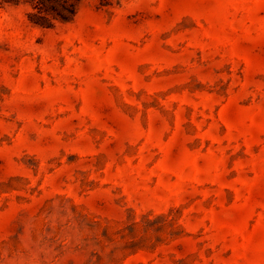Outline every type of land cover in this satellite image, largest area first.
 <instances>
[{
	"label": "rangeland",
	"instance_id": "1",
	"mask_svg": "<svg viewBox=\"0 0 264 264\" xmlns=\"http://www.w3.org/2000/svg\"><path fill=\"white\" fill-rule=\"evenodd\" d=\"M69 1L0 0V264H264V0Z\"/></svg>",
	"mask_w": 264,
	"mask_h": 264
},
{
	"label": "trees",
	"instance_id": "2",
	"mask_svg": "<svg viewBox=\"0 0 264 264\" xmlns=\"http://www.w3.org/2000/svg\"><path fill=\"white\" fill-rule=\"evenodd\" d=\"M60 2V10L57 12L56 15L52 17L53 20L59 21V22H67L75 15V4L70 2L69 0H59ZM44 22L37 23L41 27H49L50 23H48L50 20L43 18Z\"/></svg>",
	"mask_w": 264,
	"mask_h": 264
}]
</instances>
